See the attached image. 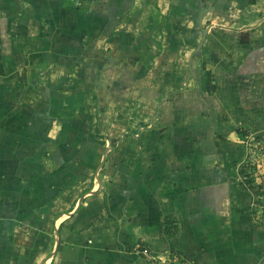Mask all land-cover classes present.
<instances>
[{
    "label": "crops",
    "instance_id": "obj_1",
    "mask_svg": "<svg viewBox=\"0 0 264 264\" xmlns=\"http://www.w3.org/2000/svg\"><path fill=\"white\" fill-rule=\"evenodd\" d=\"M261 133L264 0H0V264H258Z\"/></svg>",
    "mask_w": 264,
    "mask_h": 264
},
{
    "label": "rangeland",
    "instance_id": "obj_2",
    "mask_svg": "<svg viewBox=\"0 0 264 264\" xmlns=\"http://www.w3.org/2000/svg\"><path fill=\"white\" fill-rule=\"evenodd\" d=\"M257 137H259L257 139ZM250 153L245 162L246 170L254 179L253 207L260 225L264 224V133L251 138L248 142ZM259 256V263L264 264V252Z\"/></svg>",
    "mask_w": 264,
    "mask_h": 264
},
{
    "label": "built area",
    "instance_id": "obj_3",
    "mask_svg": "<svg viewBox=\"0 0 264 264\" xmlns=\"http://www.w3.org/2000/svg\"><path fill=\"white\" fill-rule=\"evenodd\" d=\"M135 251L138 252L139 254L144 255L146 258H149L151 260H156V262H158L159 264H186V262L178 255L169 256L168 259L167 258L162 259L160 257H158L159 259L155 258L147 247L140 246L137 247Z\"/></svg>",
    "mask_w": 264,
    "mask_h": 264
},
{
    "label": "trees",
    "instance_id": "obj_4",
    "mask_svg": "<svg viewBox=\"0 0 264 264\" xmlns=\"http://www.w3.org/2000/svg\"><path fill=\"white\" fill-rule=\"evenodd\" d=\"M240 172L243 176L244 183L246 184V186H248L251 191H255L256 188L253 185L254 179L251 178V175L247 172L246 168L241 169Z\"/></svg>",
    "mask_w": 264,
    "mask_h": 264
}]
</instances>
